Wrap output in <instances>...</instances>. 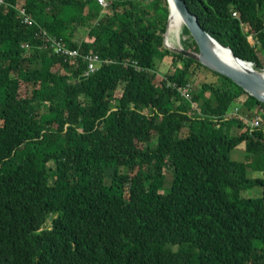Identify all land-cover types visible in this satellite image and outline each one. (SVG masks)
Listing matches in <instances>:
<instances>
[{"label":"trees","instance_id":"trees-1","mask_svg":"<svg viewBox=\"0 0 264 264\" xmlns=\"http://www.w3.org/2000/svg\"><path fill=\"white\" fill-rule=\"evenodd\" d=\"M107 1L0 6V264H264V124L250 131L232 112L244 96L247 113L264 103L164 44L168 0ZM184 1L264 70V0ZM40 30L81 57L55 55ZM182 37L199 52L185 26ZM96 54L105 63L86 78ZM162 67L180 87L214 74L192 93L198 112Z\"/></svg>","mask_w":264,"mask_h":264},{"label":"water","instance_id":"water-1","mask_svg":"<svg viewBox=\"0 0 264 264\" xmlns=\"http://www.w3.org/2000/svg\"><path fill=\"white\" fill-rule=\"evenodd\" d=\"M168 2L170 5V14L168 18L166 35L169 29L173 4L176 11L181 16L183 26H185L189 30L191 36L196 41L199 52L194 53L191 51H186L183 48H180L179 50H172L179 52L187 57L196 59L211 71L217 72L229 78L235 84L243 88L251 96L264 103V75L239 70L223 61L215 51L216 46L220 47L221 50L229 51L236 61L244 63L246 62L238 58L230 48L222 46L208 32H206L199 23L197 17L190 11L188 5L184 0H168ZM246 63L252 64L254 66V64L251 62ZM261 72H264V70H262Z\"/></svg>","mask_w":264,"mask_h":264},{"label":"rangeland","instance_id":"rangeland-1","mask_svg":"<svg viewBox=\"0 0 264 264\" xmlns=\"http://www.w3.org/2000/svg\"><path fill=\"white\" fill-rule=\"evenodd\" d=\"M103 1L107 5L108 1L107 0H103ZM182 29H183V27H181V31H182ZM181 31H180L178 39L176 37H167L168 35H166V38L164 40V44H166L168 47H171V49H178L179 50L180 48H183V46H182L183 45V37H182V32ZM245 32L248 33V31H246V30H245ZM171 40H173V41H171ZM115 61L118 64H122V66L124 68H134L137 71H140V72L143 71L145 73L151 72V70H149V69L140 67L137 64V61H135V60H126V61H124L122 63L117 61V60H115ZM166 67H168V65ZM166 67H165V69H166ZM165 69H164V67H162L163 71L162 72H158V75L160 77H162L163 79H165L164 81L168 84V87H169L170 83H172V81H170L168 79L167 73L171 74V69H170V67H169L168 70H165ZM259 71H262V70H259ZM213 80H215L214 74L212 72L206 70V69L201 68L198 71L197 77L194 78L193 80L189 81V86L191 87V90H192V93H193L195 88H198V86H200L203 82H211ZM171 88H173L174 90H177L175 87H171ZM177 93L182 99H184L182 97L181 93L178 90H177ZM184 94H185L186 97L189 96L187 89L184 91ZM245 99H246V96L241 97V99H239V101H237V103L233 106V109H232L233 117H239V119L242 118L244 120L246 118L252 119L254 117L253 115L255 113L253 111H248V113H247L246 109L242 106L243 101H245ZM258 115L262 116V121H261V125L262 126L261 127H263V124H264V111L263 110L258 111ZM255 130L256 129H252V131H255ZM233 131H234V134H237L240 131V129H234ZM182 133H187V129H184ZM246 156L247 155H246V152H245V145L244 144H241V146H239L231 154L232 159L237 160V161H241V162L245 161ZM172 181H173L172 175L171 174H167L162 180V186L164 188H169L171 186V184H172ZM261 193H262L261 189L255 188L253 190V194L255 196H259Z\"/></svg>","mask_w":264,"mask_h":264},{"label":"bare ground","instance_id":"bare-ground-1","mask_svg":"<svg viewBox=\"0 0 264 264\" xmlns=\"http://www.w3.org/2000/svg\"><path fill=\"white\" fill-rule=\"evenodd\" d=\"M4 2H5V0H4ZM5 5H6V3H5ZM102 7V6H101ZM105 9H107V6L105 7ZM235 14V15H234ZM28 15V14H27ZM29 16V15H28ZM233 16L235 17V18H239V16H238V14H237V12H234L233 13ZM30 17V16H29ZM32 20H33V18H32ZM20 21H22V18H21V20ZM34 21V20H33ZM26 26V25H25ZM37 27H39L38 25H36ZM181 27H183V23H182V20H181V16H180V14L176 11V9H175V7H174V5L172 4V12H171V19H170V24H169V29H168V33H167V37H176L177 39H178V37H179V34H180V31H181ZM182 32V31H181ZM46 33V32H45ZM47 34V33H46ZM48 35V34H47ZM49 36V35H48ZM49 38H53V37H51V36H49ZM45 39H46V41H48V38H46L45 37ZM169 40V39H168ZM171 41H173V40H171ZM62 44V43H61ZM166 45V44H165ZM24 46H28L29 47V45L27 44V45H24ZM23 46V47H24ZM167 46V45H166ZM63 47H65V48H67L66 46H64L63 45ZM168 47V46H167ZM169 48H171V47H169ZM69 51H71V52H74V53H76L77 54V57L75 58V59H77V58H80L81 57V54H80V52H79V50H72V49H70V48H67ZM215 51H216V53L219 55V57L223 60V61H225L226 63H228V64H230V65H232L233 67H235V68H237V69H239V70H243V71H249V72H252V73H255V74H262V75H264V72H261V71H259V70H257V69H255V67L252 65V64H249V63H244V62H240V61H236L235 60V58H233L232 57V55H231V53L229 52V51H227V50H221L220 49V47H218V46H216L215 47ZM56 55V54H55ZM92 56H97L98 58H99V60H97V61H95V63H93V65H96L97 66V68H96V70L93 72V73H95L96 71H98L99 69H100V67L105 63V61L104 60H102L97 54L96 55H87V56H85V57H92ZM60 57H62V56H60ZM85 57H84V59H85ZM64 58V57H63ZM65 60H68L67 58H64ZM86 60V59H85ZM87 61V60H86ZM137 64H138V62H137ZM139 65V64H138ZM87 71H88V62H87ZM86 71V72H87ZM93 75V74H92ZM91 76V75H90ZM86 77V76H85ZM87 78V77H86ZM170 86H172V87H175L177 90H178V88H181L180 86H178L176 83H170ZM186 86H189V85H186ZM182 87H185V86H182ZM189 89H190V93H191V103L190 102H188L187 100H185V99H183L185 102H187L188 104H190V105H192V107H193V110H195V111H197L198 112V110H197V107L196 106H194L193 105V102H192V100H193V97H192V92H191V87L189 86ZM255 114L252 116L253 118L252 119H248V118H246L245 120L248 122V126H249V129H250V122H251V120H253L255 117H257L258 116V112H254ZM262 117V116H261ZM262 125H260L259 127H261ZM258 127V128H259ZM257 129V128H256ZM250 131H252L251 129H250Z\"/></svg>","mask_w":264,"mask_h":264},{"label":"built area","instance_id":"built-area-1","mask_svg":"<svg viewBox=\"0 0 264 264\" xmlns=\"http://www.w3.org/2000/svg\"><path fill=\"white\" fill-rule=\"evenodd\" d=\"M98 3L100 6L102 7H106L107 5L105 4V2L103 0H98ZM5 5L4 0H0V6ZM18 12V16L20 18H22V24L26 25L28 28H32L36 26L35 21L32 20L31 17H29L25 11V9H22L20 7H18L17 9ZM235 15V14H234ZM40 35H43L44 37L48 38L47 41V45L50 47V49L52 50V52L56 55H61L67 59L73 60L77 57V54L74 52L69 51L67 48L63 47V45L61 44V42L55 40V38H49V36L43 32L42 30H40ZM40 37V36H39ZM24 49H29L30 47L28 46H24ZM85 59L88 62V71L85 73L86 77H89L90 75L93 74V72L96 70L97 66L93 65V63H95V61L99 60V58L96 56H92V57H85ZM187 89L189 96H185L184 91ZM178 91L181 93L182 97L187 100L188 102L191 103V93H190V89L189 86H185V87H181L178 88ZM261 121H262V117L261 116H257L255 117L253 120H251L250 122V129H256L261 125Z\"/></svg>","mask_w":264,"mask_h":264},{"label":"crops","instance_id":"crops-1","mask_svg":"<svg viewBox=\"0 0 264 264\" xmlns=\"http://www.w3.org/2000/svg\"><path fill=\"white\" fill-rule=\"evenodd\" d=\"M232 134H233V130H232Z\"/></svg>","mask_w":264,"mask_h":264},{"label":"clouds","instance_id":"clouds-1","mask_svg":"<svg viewBox=\"0 0 264 264\" xmlns=\"http://www.w3.org/2000/svg\"><path fill=\"white\" fill-rule=\"evenodd\" d=\"M230 117V116H229Z\"/></svg>","mask_w":264,"mask_h":264}]
</instances>
